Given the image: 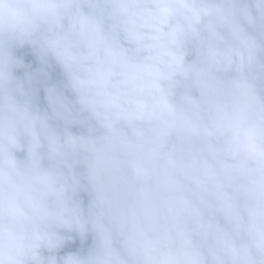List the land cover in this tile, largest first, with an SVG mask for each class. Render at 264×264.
Returning <instances> with one entry per match:
<instances>
[{
    "label": "clouds",
    "instance_id": "1",
    "mask_svg": "<svg viewBox=\"0 0 264 264\" xmlns=\"http://www.w3.org/2000/svg\"><path fill=\"white\" fill-rule=\"evenodd\" d=\"M0 264H264V0H0Z\"/></svg>",
    "mask_w": 264,
    "mask_h": 264
}]
</instances>
